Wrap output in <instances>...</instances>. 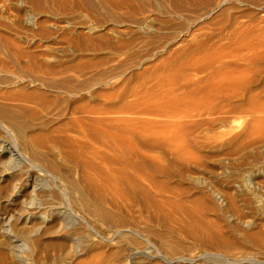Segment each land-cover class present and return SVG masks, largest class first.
<instances>
[{
	"label": "rangeland",
	"instance_id": "1",
	"mask_svg": "<svg viewBox=\"0 0 264 264\" xmlns=\"http://www.w3.org/2000/svg\"><path fill=\"white\" fill-rule=\"evenodd\" d=\"M0 126V264H264V0H0Z\"/></svg>",
	"mask_w": 264,
	"mask_h": 264
},
{
	"label": "bare ground",
	"instance_id": "2",
	"mask_svg": "<svg viewBox=\"0 0 264 264\" xmlns=\"http://www.w3.org/2000/svg\"><path fill=\"white\" fill-rule=\"evenodd\" d=\"M16 103H18V101ZM13 149L8 145H0V209L5 215L3 232L9 237L7 239H10L9 241L12 243V248L16 250L20 247L22 242L30 241L31 236L33 238V233L41 231L42 236H47L48 233H52V229L43 225L42 223L44 221L39 227L35 226L36 220L42 221V218H44L42 210H44L45 205L41 201L43 196L41 195L40 198L37 197L36 192L39 190L38 184L36 185L32 176H25L27 173L24 168L20 167L19 170H16V163H18L19 160L18 153L15 151L16 149ZM22 160L24 161V159ZM28 165L31 167V164ZM33 170H36L35 167Z\"/></svg>",
	"mask_w": 264,
	"mask_h": 264
}]
</instances>
